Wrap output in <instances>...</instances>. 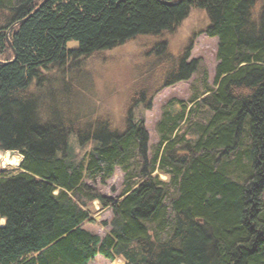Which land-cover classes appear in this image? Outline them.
Instances as JSON below:
<instances>
[{
    "label": "trees",
    "instance_id": "trees-1",
    "mask_svg": "<svg viewBox=\"0 0 264 264\" xmlns=\"http://www.w3.org/2000/svg\"><path fill=\"white\" fill-rule=\"evenodd\" d=\"M42 1L0 0V151L23 156L18 169L0 168V264H90L99 255L125 264H264V0H50L36 11ZM193 9L206 12L205 33L218 40L215 83L190 105L164 106L154 148L144 116L130 112L124 132L46 102L43 71L173 32ZM188 58L172 61L163 83L139 86L131 107L151 109L163 86L189 80L199 65ZM118 167V198L88 184ZM171 191L165 238L151 224ZM95 201L113 212L104 237L85 229Z\"/></svg>",
    "mask_w": 264,
    "mask_h": 264
},
{
    "label": "rangeland",
    "instance_id": "rangeland-1",
    "mask_svg": "<svg viewBox=\"0 0 264 264\" xmlns=\"http://www.w3.org/2000/svg\"><path fill=\"white\" fill-rule=\"evenodd\" d=\"M209 19L205 11L193 9L188 17L173 31L162 36H140L136 39L88 59L71 62L63 68L43 71L47 78L44 94L46 102L60 114L70 113L69 117L79 115L92 120L100 117L111 121L112 126L125 132L126 119L130 112L135 118L144 116L146 127L150 134V149L159 142V125L163 118L164 106L171 100H180L187 105L195 95L201 94L206 85L214 86L216 68L218 65V40L209 37L205 29ZM78 43H69L70 48ZM185 51H189L187 63L198 62V70L189 80L180 81L174 85L163 86L154 96L151 109L143 105L131 107L132 99L139 86L150 80L161 81L174 68L172 61L178 65ZM176 111L181 105H175ZM184 127L181 135L187 133ZM188 138L194 140L192 133ZM75 139L72 137V141ZM79 145L76 151H79ZM23 161L19 152L0 151V168L5 170L18 169ZM125 172L118 167L109 180L96 182L88 180V184L97 189L103 196L116 199L123 191ZM165 182L169 178L161 176ZM171 191L164 202V215L152 225L153 232H161L168 238L173 230L174 214L171 201L174 197ZM93 221L85 225V229L104 237L110 230L109 224L113 218L111 208L103 207L95 201L90 206ZM4 224V220H0ZM154 232V233H155ZM90 264H125L121 259L110 260L101 255Z\"/></svg>",
    "mask_w": 264,
    "mask_h": 264
},
{
    "label": "water",
    "instance_id": "water-1",
    "mask_svg": "<svg viewBox=\"0 0 264 264\" xmlns=\"http://www.w3.org/2000/svg\"><path fill=\"white\" fill-rule=\"evenodd\" d=\"M50 0H43L42 1V3L40 4V6L37 8V10L36 11H38L41 7H43L46 3H48ZM33 14V13H32ZM32 14L29 16V17H31L32 16ZM29 17H27L26 19H24V20H22L20 23H24V22H26L28 19H29ZM19 23V22H18ZM8 44H9V46H10V48H11V50L14 52V54H15V57H14V59H13V61L14 60H16V58H17V52H16V50H15V48H14V46H13V44H12V42H11V40H10V38L8 37ZM15 153V151H11V154H14ZM5 223H6V220H5ZM5 223H4V225H5ZM3 224H0V227H3L4 226Z\"/></svg>",
    "mask_w": 264,
    "mask_h": 264
},
{
    "label": "bare ground",
    "instance_id": "bare-ground-1",
    "mask_svg": "<svg viewBox=\"0 0 264 264\" xmlns=\"http://www.w3.org/2000/svg\"><path fill=\"white\" fill-rule=\"evenodd\" d=\"M4 220V219H3ZM4 223H5V220H4ZM4 225V224H3Z\"/></svg>",
    "mask_w": 264,
    "mask_h": 264
}]
</instances>
